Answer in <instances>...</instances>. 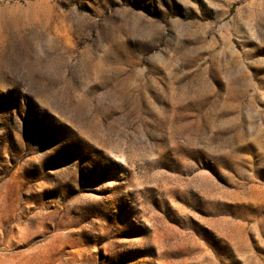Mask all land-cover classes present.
Masks as SVG:
<instances>
[{
	"label": "rangeland",
	"instance_id": "1",
	"mask_svg": "<svg viewBox=\"0 0 264 264\" xmlns=\"http://www.w3.org/2000/svg\"><path fill=\"white\" fill-rule=\"evenodd\" d=\"M0 264H264V0H0Z\"/></svg>",
	"mask_w": 264,
	"mask_h": 264
}]
</instances>
